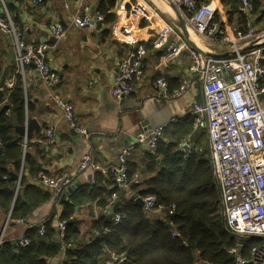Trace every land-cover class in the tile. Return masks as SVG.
<instances>
[{
	"label": "crops",
	"instance_id": "obj_1",
	"mask_svg": "<svg viewBox=\"0 0 264 264\" xmlns=\"http://www.w3.org/2000/svg\"><path fill=\"white\" fill-rule=\"evenodd\" d=\"M105 1L89 0V3L93 10H99V6ZM168 1L116 0L115 5L109 10L115 15L112 23H102L99 28L94 29L70 28L62 38H56L51 34L50 26L58 22L66 25L77 7L76 0H44L39 5H34L31 0H6L8 11L15 23L25 29V40L43 41L50 45L47 52L48 63L60 74V82L53 89H48L42 84L32 66L27 67L23 74L25 90L33 105L30 117L35 118L39 125L38 131L32 130L29 133L31 142L47 144V139L40 140V135L44 136V131L48 127L54 130L56 136L55 141L46 147L44 158L37 157L38 166L42 171L48 175L66 173L74 177V182L78 183L77 188L92 186L90 172L78 171L83 157L90 153L101 164L115 163L122 147L136 145L135 130L142 119H146L151 128L167 124L160 140L161 153L158 154L157 163L163 159L167 144L176 141L179 130L189 126L192 127L189 134L194 140V153H197L198 136L202 137L203 134L209 153L205 124L195 129L194 116L191 113L192 105L202 100L203 90L198 74L189 73L193 61L185 46L190 45L177 27L167 35L163 44L157 40L161 28L166 23H172L169 15L161 9V5H168ZM219 4L218 0V6ZM220 13L228 31L235 32L241 29L235 20L229 23L224 13L222 11ZM263 21L264 18L260 21L257 17L254 24L263 28ZM130 40L137 41L145 49L143 72L132 83V93L120 101H115L110 95V89L120 59L132 48ZM171 41L182 43L183 48L176 60L165 61L163 58L165 45ZM197 41L201 42L197 45H201L204 51L216 54L227 52L222 45L210 46L204 39ZM11 51L7 36L0 31V63L4 69L13 63ZM158 77H163L167 81L170 92L177 89L184 80L189 81V86L178 97H163L153 86ZM54 95L60 96L73 106L74 119L86 129L87 136L69 127L54 103ZM149 152L152 151L146 145H137L132 150L130 158L136 171L143 168L145 155ZM197 155L200 156L199 153ZM25 176L27 182L41 187L37 175L32 176L25 171ZM124 191L125 193L122 191L123 194L117 200V206L119 203L122 205L125 200L133 199L132 190ZM50 192L52 197L38 207L32 208L30 215L24 220L9 221L6 216L2 219L7 225L2 232L0 230V244L3 241L13 242L27 228L44 222L53 207L56 212L53 225L57 226L56 218L62 206L60 202L55 201L54 192ZM94 204L95 201H91L76 207L75 218L79 222L82 236L86 239L89 236H100L98 229L90 232L92 218H96L99 213ZM90 210L93 216L89 214ZM161 213L158 209H153L147 212V216L166 220L167 217ZM103 215L107 216L104 213ZM62 261L63 248L50 264ZM116 261L115 264H120V261ZM195 264L208 263L196 260Z\"/></svg>",
	"mask_w": 264,
	"mask_h": 264
},
{
	"label": "built area",
	"instance_id": "obj_2",
	"mask_svg": "<svg viewBox=\"0 0 264 264\" xmlns=\"http://www.w3.org/2000/svg\"><path fill=\"white\" fill-rule=\"evenodd\" d=\"M44 0H31L39 5ZM184 18L188 31L204 39L207 45H222L227 52L233 53L224 58L202 57L191 47L185 46L192 59L189 73H197L202 83L203 98L192 105L194 128L205 124L209 140V159L219 188V200L222 216L227 230L237 237L253 238L256 243L244 256L240 244L228 250L232 264H264V27L254 24L258 17L254 11V0H239V11L245 17L242 29L230 32L223 23L213 20L218 7V0H169ZM77 7L68 23H54L50 26L51 34L62 38L68 29H94L97 22H103L101 11L93 10L89 0H76ZM137 10L135 13H137ZM264 22V21H263ZM174 24L166 23L158 34V42L164 43L169 33L174 31ZM24 28L15 23L8 11L6 0H0V31L9 40L17 70L24 74L27 66H32L42 84L53 89L60 82V74L48 63L50 45L46 42H27ZM130 49L119 61L110 95L115 101L129 96L133 91L132 83L143 72L144 47L137 41H129ZM251 47H248L249 45ZM182 43L171 41L165 48V61H174L181 52ZM248 47L247 49H245ZM245 49V50H243ZM11 81L7 82V86ZM160 96L175 98L182 95L189 81L184 80L173 92L168 83L158 77L153 83ZM63 119L77 133L87 136L86 129L76 123L73 106L58 95L53 96ZM26 124V120H25ZM167 124L152 127L136 137L135 144L146 145L151 151L157 148ZM48 143L55 141L51 127L44 131ZM26 140H24L25 146ZM194 140L191 134L183 137L174 147V151L183 157L193 152ZM132 146H124L119 151L115 163L101 164L86 154L79 164L78 171L90 172V182H95V173L110 176L114 184L109 188L120 187L129 190L127 157ZM23 162L18 172L20 179ZM41 187L53 191L56 197L67 191L74 182V177L62 173L48 175L44 171L37 174ZM135 178L134 183H140ZM19 180L17 181V183ZM71 194V193H67ZM66 194V195H67ZM117 192L108 197L102 213L111 215L117 223L121 216L117 209ZM133 199L141 198L142 209L146 212L156 207V197L152 194H132ZM176 204H171L163 216H171ZM9 217V216H8ZM8 220V219H7ZM43 222L39 224V234L43 235ZM65 221H58V239L64 247ZM15 244L25 246L29 239L25 230L13 240ZM64 250V249H63ZM112 260L123 261L124 256L111 254ZM58 264H63L62 262Z\"/></svg>",
	"mask_w": 264,
	"mask_h": 264
},
{
	"label": "trees",
	"instance_id": "obj_3",
	"mask_svg": "<svg viewBox=\"0 0 264 264\" xmlns=\"http://www.w3.org/2000/svg\"><path fill=\"white\" fill-rule=\"evenodd\" d=\"M115 2L106 0L99 6L104 16L102 23L115 20V15L109 11ZM219 2L213 20L223 23L222 11L229 23L235 20L242 29L245 17L239 11V0ZM254 11L262 21L264 0H254ZM9 81L11 85L7 86ZM32 111L23 74L17 70L14 59L5 69L0 63V229L5 216H9V221L24 220L32 208L52 197L50 190L27 182L25 176V171L32 176L42 171L37 157L44 158L46 147L51 145L32 143L31 134H28L24 146V138L17 133L16 127L24 125L26 118H31ZM191 128L179 130L176 141L167 144L159 163L156 159L161 153L160 141L154 151L145 155L146 161L139 171L130 158L138 144L132 146L127 157L129 187L134 194L154 195L161 214L166 213L171 204H176L174 214L166 220L155 216L148 218L147 212L134 199L125 200L122 205L119 203L115 210L121 218L117 223L113 222L111 215H103L101 210L110 194L115 191L120 199L125 191L115 186L109 188L114 184L113 180L99 172L95 173L92 186H81L63 200H60L61 195L55 196V201L62 206L56 220L65 221L63 264H115L111 254L125 257L120 264H195L196 260L208 264H232L228 250L236 244L241 245L244 256L249 255L256 239L237 237L227 230L222 213H219L220 200L209 158L194 152L183 157L172 151ZM40 140L45 137L40 135ZM21 162L23 172L17 183V180L10 179V175L18 174ZM135 178L140 179V183H134ZM91 201H95L99 213L92 218L90 232L98 229L100 236L86 239L81 234L75 212L76 207ZM89 214L93 216L91 210ZM55 216L53 207L43 222V235L39 234V224L25 230L28 245L3 241L0 244V264H50L62 249V245L57 248L53 244L58 239V223L53 225ZM168 222L171 227L166 225Z\"/></svg>",
	"mask_w": 264,
	"mask_h": 264
},
{
	"label": "water",
	"instance_id": "obj_4",
	"mask_svg": "<svg viewBox=\"0 0 264 264\" xmlns=\"http://www.w3.org/2000/svg\"><path fill=\"white\" fill-rule=\"evenodd\" d=\"M161 9L164 13H166L167 15H169L172 24H174L175 27L179 28L183 34V36L185 37V39L187 40V42L189 43L190 47L192 48V50H194L197 54L201 55L202 57H212V58H224V57H228L230 55H233V53L230 52H225V53H221V54H216V53H212L209 51H204L200 46L197 45V43H195L189 34L188 31V27L186 25V22L184 20V18L182 17V15L180 14V12L178 11V9L175 7V5L173 3H171L170 1H168V5H161ZM101 22H97L96 27L99 28L101 26ZM169 43H167L165 45V47L168 46ZM252 45L250 44L248 47H251ZM248 47H246L245 49H247ZM243 49V50H245ZM150 125L148 124V121L146 119H142L141 121H139L137 129L135 130V136L137 137L138 135H140L141 133L145 132L146 130L150 129ZM32 130H39V125L38 122L36 121L35 118H26V124L24 123V125H20L16 127V131L19 135L23 136V137H27V135L32 131ZM211 164V161H210ZM212 167V164H211ZM214 176V173H213ZM10 179L13 180H19L18 175L16 173H11L10 175ZM214 182L216 184L217 187V191H218V195H220L219 193V188H218V184L216 181V178L214 176ZM78 187V183L77 182H73L68 188L67 191H65L64 193L61 194L60 200H63L66 196L67 193H72L74 190H76V188ZM135 203L137 205H139L141 208L143 206V202L141 198H136L135 199ZM220 212L222 213V208H220ZM8 219V217H7ZM11 225L13 223H10ZM5 225H7V222L4 221L2 227H1V232L4 229ZM168 227L170 226V223L166 224ZM53 244L57 247L60 248L61 244L59 241H54Z\"/></svg>",
	"mask_w": 264,
	"mask_h": 264
},
{
	"label": "rangeland",
	"instance_id": "obj_5",
	"mask_svg": "<svg viewBox=\"0 0 264 264\" xmlns=\"http://www.w3.org/2000/svg\"><path fill=\"white\" fill-rule=\"evenodd\" d=\"M197 40H200L198 37H197ZM200 42V41H198ZM201 43V42H200ZM201 47V45H200ZM200 130V129H199ZM194 149V147H193ZM196 151L197 153L200 154L201 157H209V153H208V146H207V143H206V140H205V135L203 134V136H198V142H197V147H196ZM194 152V150H193ZM220 202V201H219ZM220 204V203H219ZM220 208H221V205H220ZM219 213H221L219 211Z\"/></svg>",
	"mask_w": 264,
	"mask_h": 264
},
{
	"label": "bare ground",
	"instance_id": "obj_6",
	"mask_svg": "<svg viewBox=\"0 0 264 264\" xmlns=\"http://www.w3.org/2000/svg\"><path fill=\"white\" fill-rule=\"evenodd\" d=\"M189 34H190L191 39H192L195 43H198V41H197V37L195 36V34L193 33L192 30L189 31Z\"/></svg>",
	"mask_w": 264,
	"mask_h": 264
}]
</instances>
